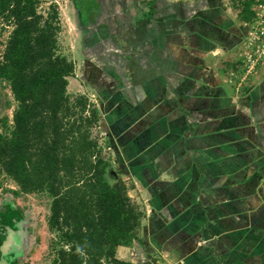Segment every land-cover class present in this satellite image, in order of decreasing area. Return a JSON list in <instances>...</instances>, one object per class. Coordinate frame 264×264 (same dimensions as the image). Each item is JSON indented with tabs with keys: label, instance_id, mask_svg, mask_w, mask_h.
Wrapping results in <instances>:
<instances>
[{
	"label": "crops",
	"instance_id": "crops-1",
	"mask_svg": "<svg viewBox=\"0 0 264 264\" xmlns=\"http://www.w3.org/2000/svg\"><path fill=\"white\" fill-rule=\"evenodd\" d=\"M104 1L75 7L69 78L97 105L111 178L142 212L116 256L264 264V62L241 81L244 23L224 0H130L124 13Z\"/></svg>",
	"mask_w": 264,
	"mask_h": 264
},
{
	"label": "trees",
	"instance_id": "trees-1",
	"mask_svg": "<svg viewBox=\"0 0 264 264\" xmlns=\"http://www.w3.org/2000/svg\"><path fill=\"white\" fill-rule=\"evenodd\" d=\"M40 2L0 0L12 27L0 81L16 102L9 132H0V185L6 177L17 192L50 197L47 227L59 245L52 264H134L116 249L138 238L142 212L121 179L110 183V159L94 136L100 111L86 94L69 93L75 64L58 50L59 10L51 3L42 12ZM252 4L236 0L239 21H251Z\"/></svg>",
	"mask_w": 264,
	"mask_h": 264
},
{
	"label": "rangeland",
	"instance_id": "rangeland-1",
	"mask_svg": "<svg viewBox=\"0 0 264 264\" xmlns=\"http://www.w3.org/2000/svg\"><path fill=\"white\" fill-rule=\"evenodd\" d=\"M107 1H109L107 5H109L110 11L115 10V6L117 10H122L121 5L124 3H126L128 6L131 5L130 0H116V5H114L111 0H105L104 3H106ZM199 1H202L203 3L204 0ZM224 1V3H226L228 6L230 16L234 17V21L238 20L237 14L239 10L234 6L236 0ZM51 3L56 4L60 16L61 31L58 35V50L74 61L75 70L73 77H76L78 79V72H76V63L78 64L77 55L79 57L80 54L78 53V38L76 33L78 31L77 25L79 24L80 20L77 9L75 8L76 6H74L72 0H41L39 10L44 12L45 10H47L48 6ZM107 19L112 21L113 18L107 17ZM115 20L117 23L116 25H125L124 22L120 21L122 20V18ZM240 23L244 22L241 21ZM249 23L250 21L248 23L241 24L244 27L245 37L248 34ZM11 29L12 27L7 25L6 22H4L2 18H0V59ZM120 30H122V32H120V35H123V26L122 28H120ZM74 81H76L74 78L70 79V86L68 84V91L71 94L77 93L76 89L78 88V84ZM91 101L93 100L91 99ZM15 106L16 102L13 99L7 83L4 81H0V132L5 134L9 132V129L12 126V112ZM94 136L99 138L97 129L94 131ZM105 156L108 158L107 152L105 153ZM109 179L110 183H114V181L111 180V177H109ZM1 182V186L5 191H12L16 194H20L18 196H20L23 201L26 200L29 204H31V206L33 205L34 209V217L36 218V223L34 224L33 237L35 241L32 244V249L29 251V253L26 254V257L21 264H52V260L56 256L59 245L57 244V233L52 232L47 227L46 219L49 214L50 197L47 196L46 193H18V188L15 183L6 177H2ZM134 253L136 254V252ZM120 255L122 256V253H120ZM130 257H132V259L134 260V264L141 263V259L139 257H137L138 259H135L136 257H134L133 254H131Z\"/></svg>",
	"mask_w": 264,
	"mask_h": 264
},
{
	"label": "flooded vegetation",
	"instance_id": "flooded-vegetation-1",
	"mask_svg": "<svg viewBox=\"0 0 264 264\" xmlns=\"http://www.w3.org/2000/svg\"><path fill=\"white\" fill-rule=\"evenodd\" d=\"M74 6L79 9L84 3L83 0H72ZM116 5V0H111ZM123 3V2H120ZM113 6V5H112ZM120 12H127L129 7L126 3L121 5ZM116 10V6L114 7ZM114 10V11H115ZM110 11V8L107 9ZM1 108V107H0ZM2 179V178H1ZM2 185V182H1ZM0 185V264H21L26 254L32 249L34 243L33 223H36L34 217L33 205L29 204L26 200H22L20 194L12 191H5ZM20 193V192H18ZM28 194V193H26ZM21 211V218L14 213L16 210ZM22 221L23 231H27V237H22L16 234L14 237L16 242L11 241L10 231H14L18 227V222ZM29 224V225H28ZM31 224V225H30ZM12 234V233H11ZM16 246H19L18 248ZM22 248V249H20Z\"/></svg>",
	"mask_w": 264,
	"mask_h": 264
},
{
	"label": "built area",
	"instance_id": "built-area-1",
	"mask_svg": "<svg viewBox=\"0 0 264 264\" xmlns=\"http://www.w3.org/2000/svg\"><path fill=\"white\" fill-rule=\"evenodd\" d=\"M252 10L253 18L240 53L244 67L241 81L264 62V0H253Z\"/></svg>",
	"mask_w": 264,
	"mask_h": 264
},
{
	"label": "water",
	"instance_id": "water-1",
	"mask_svg": "<svg viewBox=\"0 0 264 264\" xmlns=\"http://www.w3.org/2000/svg\"><path fill=\"white\" fill-rule=\"evenodd\" d=\"M16 210V209H15ZM14 213L16 214V215H18V218L20 217L21 218V211L20 210H16V211H14ZM18 227L19 228H17V229H15L13 232L12 231H10V237H11V241L13 240V242H16L15 240L16 239H14V237H16L17 235L16 234H18L19 236H22V237H27V235H26V233H27V231H23L24 230V228H23V226H22V221L19 223L18 222ZM12 233V234H11ZM17 248L19 247V246H16ZM20 249H22V248H20ZM5 264H7V262L5 261Z\"/></svg>",
	"mask_w": 264,
	"mask_h": 264
}]
</instances>
